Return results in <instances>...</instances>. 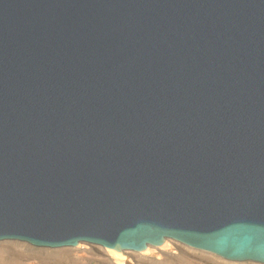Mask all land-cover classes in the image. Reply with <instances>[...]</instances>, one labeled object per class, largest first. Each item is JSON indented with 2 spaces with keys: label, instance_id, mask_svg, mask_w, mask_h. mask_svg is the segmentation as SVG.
I'll use <instances>...</instances> for the list:
<instances>
[{
  "label": "water",
  "instance_id": "95a60500",
  "mask_svg": "<svg viewBox=\"0 0 264 264\" xmlns=\"http://www.w3.org/2000/svg\"><path fill=\"white\" fill-rule=\"evenodd\" d=\"M264 264V0H0V243Z\"/></svg>",
  "mask_w": 264,
  "mask_h": 264
},
{
  "label": "rangeland",
  "instance_id": "374dc122",
  "mask_svg": "<svg viewBox=\"0 0 264 264\" xmlns=\"http://www.w3.org/2000/svg\"><path fill=\"white\" fill-rule=\"evenodd\" d=\"M0 264H253L231 263L216 256L199 252L173 241L148 252L124 253L122 259L107 250L90 245L62 250L35 249L30 246L0 243Z\"/></svg>",
  "mask_w": 264,
  "mask_h": 264
},
{
  "label": "bare ground",
  "instance_id": "6f19581e",
  "mask_svg": "<svg viewBox=\"0 0 264 264\" xmlns=\"http://www.w3.org/2000/svg\"><path fill=\"white\" fill-rule=\"evenodd\" d=\"M149 250V249H148ZM148 250H146L145 252H148ZM109 253H111L112 255H114L115 257L117 258H120L122 259L123 256H124V253H120V252H117V251H113V250H107ZM143 254V253H142Z\"/></svg>",
  "mask_w": 264,
  "mask_h": 264
}]
</instances>
